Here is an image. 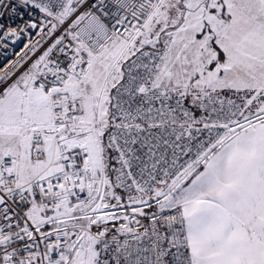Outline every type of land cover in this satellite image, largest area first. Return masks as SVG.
I'll return each mask as SVG.
<instances>
[{"label":"snow or ice","instance_id":"6c2138e0","mask_svg":"<svg viewBox=\"0 0 264 264\" xmlns=\"http://www.w3.org/2000/svg\"><path fill=\"white\" fill-rule=\"evenodd\" d=\"M22 35L0 264H264V0H0Z\"/></svg>","mask_w":264,"mask_h":264},{"label":"built area","instance_id":"2783aa9c","mask_svg":"<svg viewBox=\"0 0 264 264\" xmlns=\"http://www.w3.org/2000/svg\"><path fill=\"white\" fill-rule=\"evenodd\" d=\"M7 20V16H5V21ZM15 26V25H13ZM28 42V37L21 36V39L17 41L15 44L9 40L8 48L5 49L3 47H0V69L4 67L5 64H7L9 61L15 60L17 58V53L21 51L24 44Z\"/></svg>","mask_w":264,"mask_h":264}]
</instances>
